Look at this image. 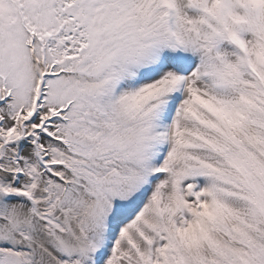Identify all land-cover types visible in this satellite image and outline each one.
<instances>
[{
	"label": "snow or ice",
	"instance_id": "snow-or-ice-1",
	"mask_svg": "<svg viewBox=\"0 0 264 264\" xmlns=\"http://www.w3.org/2000/svg\"><path fill=\"white\" fill-rule=\"evenodd\" d=\"M0 264H264V0H0Z\"/></svg>",
	"mask_w": 264,
	"mask_h": 264
}]
</instances>
